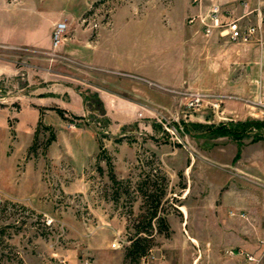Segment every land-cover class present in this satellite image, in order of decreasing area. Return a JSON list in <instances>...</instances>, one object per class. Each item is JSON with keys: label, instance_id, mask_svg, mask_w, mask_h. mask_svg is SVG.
Instances as JSON below:
<instances>
[{"label": "rangeland", "instance_id": "rangeland-1", "mask_svg": "<svg viewBox=\"0 0 264 264\" xmlns=\"http://www.w3.org/2000/svg\"><path fill=\"white\" fill-rule=\"evenodd\" d=\"M257 1L248 0L249 8ZM31 8L64 15L59 21L68 26L62 42L73 31L82 39L99 37L115 23L127 21L144 30L154 28L156 34L160 31L162 61L184 79L178 86L156 87L157 102L144 99L148 104L141 109L149 115L140 111L127 124L113 119L99 93L87 86L81 91L84 114L46 105L39 108L36 126L19 125L22 105L29 103L30 91L42 82L34 66L45 65L41 56L54 47L42 51L0 43V264L115 262L118 253L125 254L131 245L137 226L149 219L151 197L158 198L164 191L149 231L151 248L136 263L152 264L164 257L161 246L168 238L159 232L164 228L160 219L168 221V215L182 214V204L202 198L205 153L214 157L216 169L223 166L219 162H233L236 152V167L252 166L263 172L264 117L258 104L264 73L261 34L236 42L207 36L187 21L195 10L189 0H0V9L6 13H31ZM246 20L257 24L258 17L251 14ZM48 66L65 71L64 80L71 87L79 84L78 76L86 74L72 61H50ZM195 91L213 100L190 108L188 94ZM66 97L71 99L69 94ZM55 113L64 119V128L44 121V115ZM228 118L247 122L241 138L223 133L230 129ZM142 120L151 123L153 133L142 132ZM221 120L227 124L219 128L216 123ZM58 134L59 147H53ZM84 134L95 135L101 144L96 158L87 164L76 142ZM150 136L159 142L154 151L147 144ZM125 140L130 147H122ZM62 141L68 142V150ZM186 146L196 153L188 169L187 198L186 176L179 173V181L172 184L163 168V158H168L171 167L184 163ZM253 178L258 185L264 184L263 174ZM99 214L107 220L99 221ZM118 241L122 245L114 247ZM238 249L234 244L225 248L230 255L235 252L236 264L244 256ZM123 262L133 264L125 257Z\"/></svg>", "mask_w": 264, "mask_h": 264}, {"label": "crops", "instance_id": "crops-1", "mask_svg": "<svg viewBox=\"0 0 264 264\" xmlns=\"http://www.w3.org/2000/svg\"><path fill=\"white\" fill-rule=\"evenodd\" d=\"M31 10V13L12 10L6 13L0 9V43L42 51L53 48L52 28L57 21L63 20L64 15L57 11L43 12L36 8ZM130 23H115L113 27L99 34V37L87 39L78 37L77 31H73L60 46L41 56L45 65H35L34 68L39 70L42 82L30 91L32 96L29 103L22 105L19 125L36 126L40 119L39 108L46 105L62 106L75 113L84 114L86 109L81 91L87 86L99 93L106 111L113 119L127 124L136 119L143 106L148 104L144 99L157 102L153 94L156 87L180 85L184 77L178 71L173 73L174 67L161 59L159 27L156 34L154 28L144 30ZM197 28L201 31L198 26ZM55 60L61 63L75 62L79 65V70L86 74L78 76L79 84L67 86L64 80L66 72L48 66L50 61ZM67 94L71 99L66 97ZM151 106L155 108L154 104ZM225 110L224 108L223 111ZM142 111L144 116L149 115L148 111ZM228 119L236 122V118ZM44 121L58 128L65 127L64 119L56 113L44 115ZM147 121L139 122L141 130L144 128L142 132L153 133L152 125ZM220 124L227 122L221 120L216 126ZM147 141L152 151L159 147L154 136H150ZM76 142L79 149H82L80 158L84 163L87 164L92 157L96 158L101 144L95 135L84 134L76 138ZM59 144L58 134L52 146L59 147ZM62 144L68 150V142L62 141ZM121 145L123 148L131 146L127 140ZM184 154L185 162L178 167L169 166L168 158H163L166 164L163 168L172 184L179 181V173L186 176L184 195L187 198L188 169L194 163L196 153L186 146ZM204 155L206 163L201 173L202 198L191 205L182 204V214L168 215L170 235L161 246L164 257L152 264H236L235 252L233 255L225 252V248L233 244L239 248V253H244L238 264H264V184L258 185L253 178L261 174L264 176V169L261 172L252 166L236 167V152L233 162L217 161L223 166L216 169L213 167L216 161L214 157L206 153ZM127 160L130 163L131 154L127 156ZM189 207L193 208L191 213ZM99 215V221L107 220L102 214ZM104 252L112 253L108 249ZM248 254L254 259H248ZM123 261L124 252H120L115 262L94 264H126Z\"/></svg>", "mask_w": 264, "mask_h": 264}, {"label": "built area", "instance_id": "built-area-1", "mask_svg": "<svg viewBox=\"0 0 264 264\" xmlns=\"http://www.w3.org/2000/svg\"><path fill=\"white\" fill-rule=\"evenodd\" d=\"M189 2L195 6V11L188 15L187 21L197 25L207 36L217 35L236 42L248 41L257 32L261 34L260 38L264 39V0H258L252 8H249L248 0H189ZM251 14L257 15V24L246 20ZM67 26L65 21L56 23L52 32L54 48L61 44ZM204 100L211 101L213 97L205 92H191L188 94L187 105L196 108ZM258 104L264 117V73ZM213 105L217 107L219 102H214ZM121 245L120 241L113 243L114 247ZM247 256L248 259H254L250 254Z\"/></svg>", "mask_w": 264, "mask_h": 264}, {"label": "trees", "instance_id": "trees-1", "mask_svg": "<svg viewBox=\"0 0 264 264\" xmlns=\"http://www.w3.org/2000/svg\"><path fill=\"white\" fill-rule=\"evenodd\" d=\"M60 113H64V111L62 109L59 110ZM247 122H230V129L229 131H223V133H230L231 135H233L236 138H241L244 134H243V130H245L244 126L246 125ZM226 124H220L219 128H221L220 126H225ZM257 137H255L256 139ZM54 139V136L53 138ZM112 178L115 180V176H113V174L111 175ZM164 191H162V195H160L158 198L155 197L154 199L151 197L152 199V213L149 217V219L147 220V222L145 224H141V226H137V230H136V234L134 235V237L132 238L131 241V245L126 247L125 249V254L124 257L127 261H130L133 264L139 263V260L142 258V256H144L145 254H147L151 248V244H152V239H151V232H149L151 229H153V218L157 216L158 213V207L159 204L161 202V196H163ZM160 218V217H159ZM160 225H163V229L159 230V232H163L166 234V236L170 235V228H169V223L166 219H160ZM146 232V236H144L142 233Z\"/></svg>", "mask_w": 264, "mask_h": 264}]
</instances>
